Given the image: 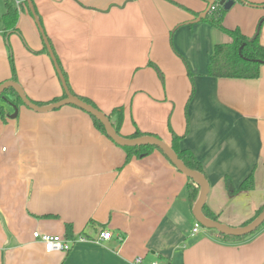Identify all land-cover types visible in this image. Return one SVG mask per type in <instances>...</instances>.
<instances>
[{"label":"crops","instance_id":"1","mask_svg":"<svg viewBox=\"0 0 264 264\" xmlns=\"http://www.w3.org/2000/svg\"><path fill=\"white\" fill-rule=\"evenodd\" d=\"M6 1L0 85L12 81V62L32 103L64 99L26 1L11 0L12 28L1 20ZM208 1L31 4L71 93L105 115L121 108L123 138L138 130L170 147L171 132L181 137L179 149L193 154L207 181L206 211L239 228L264 209V66L255 80L207 75L214 47L231 42L207 23L191 24ZM244 1L254 6L235 0L223 25L251 38L264 0ZM259 42L264 47V23ZM0 107V264H133L138 257L143 264H264V226L243 241L202 227L191 236L197 222L188 179L160 151L126 163V151L74 106L39 113L20 105L15 119L9 104ZM250 175L253 189L238 190ZM104 231L112 238L97 243ZM34 232L86 241L47 253Z\"/></svg>","mask_w":264,"mask_h":264},{"label":"trees","instance_id":"2","mask_svg":"<svg viewBox=\"0 0 264 264\" xmlns=\"http://www.w3.org/2000/svg\"><path fill=\"white\" fill-rule=\"evenodd\" d=\"M237 1L243 4H247L249 6H254V5H250L249 3H246V1L244 0H241V1L237 0ZM4 6H5V14L3 15L1 20L5 24L6 28L7 27L12 28L16 22L17 9L15 8L11 0H7ZM226 13L227 12L224 11L222 7L218 6L217 2H215L214 5L212 6V9L207 14V16L200 21L203 23H207L209 26L223 33L224 35L228 36L231 39V42L228 44H219L214 47L213 53L210 57V61L208 64L207 75L213 79L255 80L259 77V72H260L261 67L264 66V47L259 42V34L255 38L252 39V38H248L244 36L239 31L238 28L236 29L225 28L223 25V18ZM263 23L264 21L261 22L260 28ZM11 67H12V78H13L12 81L15 82L16 76L14 73L15 71H14V66L12 62H11ZM154 68L159 73L158 69L155 66ZM62 75L65 79L68 90L71 93V90L69 89V86L66 81V76L63 72H62ZM189 76L191 77L190 74ZM62 98H65V95ZM79 99L97 109V107L90 101L83 99V98H79ZM191 99H192V95L188 100L187 107ZM0 101L10 104L14 106L15 108H17L20 105H23L17 93L11 88L6 89L5 91L2 92L0 96ZM58 101L59 100L57 101L54 100L51 102L55 103ZM105 116L108 118L114 131L117 133V135H119V128L122 124V119H123V110L121 108H116L111 112L110 115H105ZM90 117L92 118L97 129L101 131L108 138L104 130V127L101 125V123L97 121L94 117L92 116ZM4 119H5V112H4L3 107H0V120H4ZM147 136H152V135H145L143 133H140L137 130L130 138H125V139H137V138L147 137ZM171 136H172V142H171L170 148L176 154L178 159L188 169L193 170L203 175L202 167L200 163L195 159L193 154L189 152L188 150L179 149L178 144H179V141L181 140V137L175 135L173 132H171ZM121 148H123L126 151V163H128L132 157H136L139 159L144 158L148 154H150L153 150L155 149L158 150L156 147H153V146L135 147V148L121 147ZM187 179H188V185H187L188 198L187 199L190 203L191 208H193L198 198L199 188L195 185V183L192 180H190L189 178ZM230 185H231L230 180L226 179L225 186L229 188ZM251 189H253L252 175H250L241 184L238 190L246 191V190H251ZM262 210L263 209H261L259 213L253 219H251L247 223H244L243 226L251 223L262 212ZM202 212H203V215L207 219L219 222L217 217H215L214 215L206 211L205 206L203 207ZM262 226H264V223L256 231H258ZM67 236L69 238L72 237V233L70 232V227H67ZM220 236L222 239L227 240V241L229 240L243 241L250 235L241 237V238H233V237H228L224 235H220Z\"/></svg>","mask_w":264,"mask_h":264},{"label":"water","instance_id":"3","mask_svg":"<svg viewBox=\"0 0 264 264\" xmlns=\"http://www.w3.org/2000/svg\"><path fill=\"white\" fill-rule=\"evenodd\" d=\"M25 1L29 7V10H30L33 18L35 19L37 27H38L40 34L43 38V41L45 43L46 49H47V51H48L49 55L51 56V59L54 63L55 69L57 71V74H58L59 79L61 81L62 87L64 89L65 98L58 101V102L49 104L47 106L39 107V106L35 105L34 103H32L25 96L22 88L16 82H13V81H9V82H6V83H3L2 85H0V96H1L3 91L11 88L17 93V95H18L19 99L22 101L23 105H25L27 108H29L33 111L39 112V113L50 112V111L62 108L64 106H74V107L80 109L81 111L87 113L88 115L94 117L97 121H99L101 123V125L104 127V130H105L108 138L118 146L128 147V148L145 147V146L156 147L158 150H160L164 154V156L169 160V162L175 167V169L177 171H179L181 174H183L186 178H189L190 180H192L195 183V185L199 188L198 198H197V200L193 206L192 215H193V218L195 219V221L204 229L215 230L218 234L228 236V237L241 238V237L251 235L264 223V209L251 223H249L243 227H239V228H232V227L224 225L220 222H216V221H212V220L207 219L203 215L202 210H203V207L205 206V202H206V198H207L209 188H208L207 181L202 174L188 169L178 159L176 154L173 152V150L167 144L163 143L160 139H158L154 136L141 137V138H137V139H125V138L120 137L114 131L113 127L111 126V124H110L108 118L105 116V114H103L101 111L94 108L93 106L83 102L78 97L72 95L68 90V87H67L65 79L62 75V72H61V70H60V68H59V66L55 60V57L51 51V48L48 44V41H47V39L43 33L41 25L37 19L36 14H35L34 8L31 4V0H25ZM215 2H217L218 6L222 7L223 10L226 12H229L235 4V0H209L207 2V8L205 9V11L203 13L199 14L198 17L193 22H191V24L199 23L202 19H204L207 16V14L210 12V10L212 9V6L214 5ZM263 21H264V19L261 22H263ZM261 22L258 24L255 35L252 37V39L255 38L259 34ZM10 106L13 108L14 113L12 115H8V118L9 119H15L17 117L18 110L14 106H12V105H10Z\"/></svg>","mask_w":264,"mask_h":264},{"label":"built area","instance_id":"4","mask_svg":"<svg viewBox=\"0 0 264 264\" xmlns=\"http://www.w3.org/2000/svg\"><path fill=\"white\" fill-rule=\"evenodd\" d=\"M200 228L201 226L198 223H195L191 232V236L197 234ZM32 237L34 240L40 242L44 246V250L47 253H68L75 245V243L77 242L82 243L86 241V239L84 238H79L76 241H74L63 238L61 236H51L39 232H34L32 234ZM111 238H112V233L109 231H104L99 235L98 240L96 242L98 243L99 241H108ZM133 264H143L142 258L140 257L135 258Z\"/></svg>","mask_w":264,"mask_h":264},{"label":"rangeland","instance_id":"5","mask_svg":"<svg viewBox=\"0 0 264 264\" xmlns=\"http://www.w3.org/2000/svg\"><path fill=\"white\" fill-rule=\"evenodd\" d=\"M263 19H264V18H262L260 21H262ZM260 21H259V22H260ZM251 38H252V37H251Z\"/></svg>","mask_w":264,"mask_h":264}]
</instances>
